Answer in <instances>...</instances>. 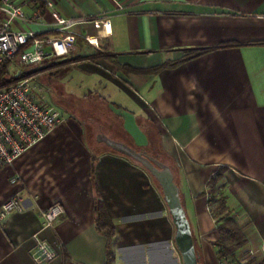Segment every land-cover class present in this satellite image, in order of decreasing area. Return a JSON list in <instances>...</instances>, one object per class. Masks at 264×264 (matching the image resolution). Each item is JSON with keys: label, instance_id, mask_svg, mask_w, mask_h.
<instances>
[{"label": "crops", "instance_id": "1", "mask_svg": "<svg viewBox=\"0 0 264 264\" xmlns=\"http://www.w3.org/2000/svg\"><path fill=\"white\" fill-rule=\"evenodd\" d=\"M49 1L12 0L24 20L11 31L70 36L74 45L66 57L30 67L48 90L38 97L62 121L0 170V207L18 192L23 205L0 222V264H36V233L54 255L47 264H104L108 239L96 229V202L114 228L113 264H182L159 187L137 163L96 141L102 120L109 122L103 134L134 148L152 142L149 125L156 132L201 264L264 262V0ZM3 19L0 13V29ZM75 101L104 114L87 128L62 113ZM222 167L220 190L247 243L219 261L207 184ZM55 203L63 212L58 223L42 228L41 213Z\"/></svg>", "mask_w": 264, "mask_h": 264}, {"label": "built area", "instance_id": "2", "mask_svg": "<svg viewBox=\"0 0 264 264\" xmlns=\"http://www.w3.org/2000/svg\"><path fill=\"white\" fill-rule=\"evenodd\" d=\"M44 1L48 7L52 6L49 0ZM0 13L4 17L0 29V72L3 65L11 64L15 56L22 66L38 67L51 58L66 57L73 49L74 41L70 36L48 40L38 38L34 33L11 31L9 27L12 22L24 20L21 7L16 6L12 0H0ZM53 17L62 24L55 14ZM39 92L46 94L48 90L40 86L36 75L0 86V170L13 165L23 154L51 134L62 121L60 113L38 97ZM16 183L17 177L10 180V184ZM22 210V197L18 192L0 207V222ZM62 213L59 204H52L41 213L42 228L53 227ZM31 238L33 261L36 264L50 262L54 255L48 244L37 233Z\"/></svg>", "mask_w": 264, "mask_h": 264}, {"label": "trees", "instance_id": "3", "mask_svg": "<svg viewBox=\"0 0 264 264\" xmlns=\"http://www.w3.org/2000/svg\"><path fill=\"white\" fill-rule=\"evenodd\" d=\"M24 47H26V45L22 46L20 51ZM207 51H209V49L187 52L182 60L184 61L191 60L201 54L206 53ZM14 60L15 61L17 60V56L14 57ZM164 67H166V65L156 67L152 70V73H158L159 71L164 69ZM15 80H16L15 78L9 77V64L3 65L2 70L0 72V86H3ZM152 142H150L149 144L151 146V150L148 149L147 150L144 149V150L147 153L151 154L152 156L158 157V159H160L161 161H164L163 159L164 156L163 158L161 157V155L157 152ZM135 149L139 150V148H135ZM226 170L227 169L225 167L218 169V171L209 178L207 184L210 193L209 206L212 210V216L215 219V223H216L215 230L219 236L218 241L214 243V247L216 249V256L219 261H222L224 259L225 260L233 259L235 253L238 250L243 249L247 243L246 238L244 237L234 214H232V211L228 208L226 204V199H227L226 195L220 190V182ZM95 213H96V221H95L96 229L99 233L105 235L108 239L104 264H113L114 253L111 247V241L114 236L113 225L110 219L108 218L105 210L103 209L102 205L99 202H96ZM234 264H240V263L234 261ZM242 264H264V262L258 263L256 260L251 259L250 261Z\"/></svg>", "mask_w": 264, "mask_h": 264}, {"label": "water", "instance_id": "4", "mask_svg": "<svg viewBox=\"0 0 264 264\" xmlns=\"http://www.w3.org/2000/svg\"><path fill=\"white\" fill-rule=\"evenodd\" d=\"M96 141L103 143L113 152L137 163L152 177L161 191L174 226L173 243L180 255L182 264H201L200 255L195 249L190 224L181 202L180 190L174 180L171 167L159 160L158 157L148 154L145 150H137L103 133L96 135Z\"/></svg>", "mask_w": 264, "mask_h": 264}, {"label": "rangeland", "instance_id": "5", "mask_svg": "<svg viewBox=\"0 0 264 264\" xmlns=\"http://www.w3.org/2000/svg\"><path fill=\"white\" fill-rule=\"evenodd\" d=\"M19 72L22 73V74H27L26 76H29V75H32V74L34 75L35 73H37L35 69L16 64V61L13 60L12 63L9 64V77H11V78L13 77L12 73H14L15 75L18 76ZM36 79H38V77H36ZM74 93L77 94V96H78V92L77 91L74 92ZM72 98H75V100L76 99L77 100L81 99L80 97H76V96H73ZM75 102L72 104L73 108H68L69 107L68 105L63 104L62 108L64 110L62 109V113H64L65 115H69V116H71L74 119H77V120H80V121L84 122V124H85V126L87 128H89L90 123L91 124H95L96 120H99L100 117H102L103 114H104V111L100 109V106L94 105V106H92V108L88 107V106L82 107V104L79 103V101H75ZM89 102L92 103V102H95V100H93V101L89 100ZM58 110H59V108H58ZM60 111H61V109H60ZM105 113L108 116L107 119L109 118V119H112V120H116V122L119 121V120L117 121L116 117L111 116L109 114V112H105ZM105 121L107 122L108 120H105ZM105 121L102 120V130L101 131L106 133L108 131V128H107V125L106 126L103 125V123H105ZM107 123H109V122H107ZM140 126H142V128L144 129L143 131H147L148 124L146 122L140 124ZM149 127H150L149 128V130H150V138H151V140H153L152 143H153L154 147L156 148L157 152L163 158L162 153L158 149L156 132L152 129V127L150 125H149ZM95 130H96V127H95L94 131ZM98 132H99V130H98ZM145 149L146 150L147 149L151 150V146L148 144L147 146H145ZM163 159L165 161V162L164 161L163 162L167 163L169 165V160L167 158H163Z\"/></svg>", "mask_w": 264, "mask_h": 264}, {"label": "flooded vegetation", "instance_id": "6", "mask_svg": "<svg viewBox=\"0 0 264 264\" xmlns=\"http://www.w3.org/2000/svg\"><path fill=\"white\" fill-rule=\"evenodd\" d=\"M100 133H104V132H102V131H100ZM149 154V153H148ZM151 155V154H150Z\"/></svg>", "mask_w": 264, "mask_h": 264}]
</instances>
